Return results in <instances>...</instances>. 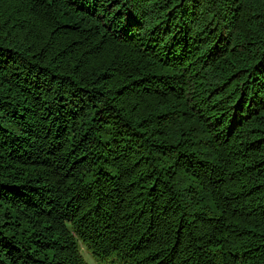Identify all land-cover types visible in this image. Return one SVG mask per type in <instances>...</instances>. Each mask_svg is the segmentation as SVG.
<instances>
[{"label": "trees", "instance_id": "obj_1", "mask_svg": "<svg viewBox=\"0 0 264 264\" xmlns=\"http://www.w3.org/2000/svg\"><path fill=\"white\" fill-rule=\"evenodd\" d=\"M264 264V0H0V264Z\"/></svg>", "mask_w": 264, "mask_h": 264}, {"label": "rangeland", "instance_id": "obj_2", "mask_svg": "<svg viewBox=\"0 0 264 264\" xmlns=\"http://www.w3.org/2000/svg\"><path fill=\"white\" fill-rule=\"evenodd\" d=\"M82 254L85 258V260L87 261V264H110L108 262H101L99 261L96 257H94L93 253L89 250L86 249L84 246L82 247Z\"/></svg>", "mask_w": 264, "mask_h": 264}]
</instances>
